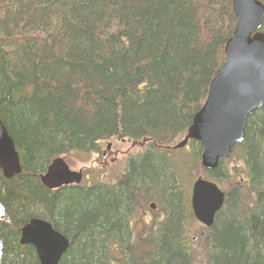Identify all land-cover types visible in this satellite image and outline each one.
<instances>
[{"label":"trees","instance_id":"trees-1","mask_svg":"<svg viewBox=\"0 0 264 264\" xmlns=\"http://www.w3.org/2000/svg\"><path fill=\"white\" fill-rule=\"evenodd\" d=\"M236 21L232 0H0V121L21 166L0 172L2 264H39L19 245L31 219L68 239L59 264H264V107L227 161L200 170L226 198L192 237L179 165L162 148L202 107ZM114 138L148 143L115 185H41L53 160ZM188 148L196 172L202 147ZM153 194L165 218L137 246L130 219Z\"/></svg>","mask_w":264,"mask_h":264},{"label":"water","instance_id":"water-1","mask_svg":"<svg viewBox=\"0 0 264 264\" xmlns=\"http://www.w3.org/2000/svg\"><path fill=\"white\" fill-rule=\"evenodd\" d=\"M232 13L237 21L224 47V63L184 138L172 148L182 149L190 141L198 143L202 147L200 165L206 171L230 158L233 148L244 140L248 117L264 107V6L261 0H232ZM0 171L5 180L21 173L13 140L1 121ZM78 177L62 159H56L40 176V183L51 191L78 183ZM224 202L225 194L213 182L198 178L193 183L190 208L203 227H212ZM5 214L0 201V223ZM19 244L31 246L39 264H59L69 247L68 239L41 219H31L21 228ZM2 259L0 240V264Z\"/></svg>","mask_w":264,"mask_h":264},{"label":"rangeland","instance_id":"rangeland-1","mask_svg":"<svg viewBox=\"0 0 264 264\" xmlns=\"http://www.w3.org/2000/svg\"><path fill=\"white\" fill-rule=\"evenodd\" d=\"M183 139V136L175 140L170 146L176 145ZM109 144L112 148L110 155L105 158L102 153ZM148 143L144 141H128L120 140L117 138L110 139L100 145L99 153L80 154L71 153L63 156L65 163L68 165L72 172L79 175V183L81 185H95L103 184L107 186L115 185L125 173L126 164L129 158L143 154L147 149ZM191 152L188 148L171 152L170 160L173 164H178L179 167L175 169L176 177L178 180L179 189L186 195L189 200L191 192V185L197 178H205L199 169L196 172L192 169L193 162ZM181 163V164H180ZM182 165H186V169H182ZM233 164L230 162V166ZM238 168L239 164L236 165ZM195 172V173H194ZM195 176V177H194ZM234 177V176H233ZM206 179V178H205ZM222 188V187H221ZM155 205L151 209V205ZM162 206L155 200V195L147 196L142 202H138L136 211L130 219L131 237L133 242L140 246L150 232L152 223H159L162 219ZM187 230L188 234L192 237L195 233L201 232V226L194 220L193 216L188 218ZM122 264V263H113Z\"/></svg>","mask_w":264,"mask_h":264},{"label":"flooded vegetation","instance_id":"flooded-vegetation-1","mask_svg":"<svg viewBox=\"0 0 264 264\" xmlns=\"http://www.w3.org/2000/svg\"><path fill=\"white\" fill-rule=\"evenodd\" d=\"M112 150V148H111V146L108 144L107 146H106V148H105V151L102 153V157H106V156H108V155H110L111 154V151ZM163 150H165V149H163ZM169 151V150H168ZM127 163H128V161H127ZM126 166H127V164H126ZM122 178H124V174H122V177H121V179ZM162 219L160 220V221H163V219L165 218V216H164V211L162 210ZM154 223V222H153ZM152 223V226H151V228H150V232H149V235L156 229V225L158 224L157 222L155 223V224H153Z\"/></svg>","mask_w":264,"mask_h":264},{"label":"bare ground","instance_id":"bare-ground-1","mask_svg":"<svg viewBox=\"0 0 264 264\" xmlns=\"http://www.w3.org/2000/svg\"><path fill=\"white\" fill-rule=\"evenodd\" d=\"M220 162H222V161H220ZM220 162H219V163H220ZM218 165H219V164H218ZM217 167H218V166H217ZM43 174H44V173H43ZM43 174H42V175H43ZM225 198H226V195H225Z\"/></svg>","mask_w":264,"mask_h":264}]
</instances>
